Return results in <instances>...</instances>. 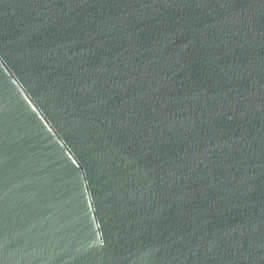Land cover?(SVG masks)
Wrapping results in <instances>:
<instances>
[{
  "label": "water",
  "instance_id": "obj_1",
  "mask_svg": "<svg viewBox=\"0 0 264 264\" xmlns=\"http://www.w3.org/2000/svg\"><path fill=\"white\" fill-rule=\"evenodd\" d=\"M0 264H264V0H0Z\"/></svg>",
  "mask_w": 264,
  "mask_h": 264
}]
</instances>
